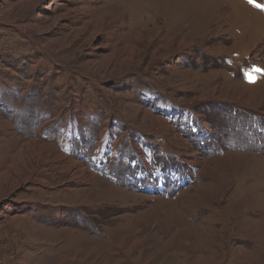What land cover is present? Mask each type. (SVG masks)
<instances>
[{
    "label": "rangeland",
    "instance_id": "obj_1",
    "mask_svg": "<svg viewBox=\"0 0 264 264\" xmlns=\"http://www.w3.org/2000/svg\"><path fill=\"white\" fill-rule=\"evenodd\" d=\"M163 1L0 0V264H264V0Z\"/></svg>",
    "mask_w": 264,
    "mask_h": 264
},
{
    "label": "bare ground",
    "instance_id": "obj_2",
    "mask_svg": "<svg viewBox=\"0 0 264 264\" xmlns=\"http://www.w3.org/2000/svg\"><path fill=\"white\" fill-rule=\"evenodd\" d=\"M125 1H126V0H125ZM139 1H140V0H139ZM152 1H153V0H152ZM156 1H157V0H156ZM164 1H165V0H164ZM164 1H163V2H164ZM166 1H167V0H166ZM169 2H170V1H169ZM129 3H130V2H129ZM131 3H133V4L135 3V4H136V2H131ZM137 3H138V2H137ZM166 3H167V2H166ZM166 3H165V4H166ZM138 4H139V3H138ZM149 4H150V3H149ZM165 4H164V5H165ZM168 4H169V3H168ZM116 5H117V4H116ZM116 5H115V7H116ZM130 5H131V4H130ZM130 5H129V6H130ZM140 5H142V4H140ZM140 5H139V6H140ZM144 5H145V4H144ZM150 5H152V3H151ZM160 5H161V4H160ZM133 7H134V6H133ZM140 7H141V6H140ZM140 7H139V9H140ZM125 8H126V7H125ZM131 8H132V7H131ZM134 8H135V7H134ZM143 8H144V7H143ZM147 8H148V7H147ZM150 8H151V7H150ZM160 8H161V7H160ZM117 9H118V8H117ZM122 9H123V8H122ZM148 9H149V8H148ZM163 9H164V8H163ZM123 10H124V9H123ZM137 10H138V9H137ZM152 10H153V9H152ZM158 10H159V8H158ZM121 11H122V10H121ZM153 11H154V10H153ZM125 13H126V12H125ZM162 16H163V15H162ZM113 19H114V18H113ZM36 141H37V140H36ZM45 147H46V146H45ZM21 152H22V151H21ZM23 154H24V153H23ZM23 154H22V155H23ZM19 155H20V154H19ZM26 156H27V155H26ZM9 163H10V162H9ZM13 168H14V167H13ZM8 171H9V170H7L6 172H8ZM4 173H5V172H4ZM5 174H6V173H5ZM20 177H21V176H20ZM3 179H4V178H3ZM5 180H6V179H5ZM3 181H4V180H3ZM1 182H2V181H1ZM4 182H5V181H4ZM2 184H3V183H2ZM2 184H1V185H2ZM9 184H10V183H9ZM5 186H6V185H5ZM8 188H9V187H8ZM32 189H33V188H32ZM36 191H37V190H36ZM5 192H6V191H5ZM3 193H4V192H3ZM35 193H36V192H35ZM2 195H3V194H2ZM97 195H98V194H97ZM99 196H100V194H99ZM55 199H56V198H55ZM118 263H119V262H118Z\"/></svg>",
    "mask_w": 264,
    "mask_h": 264
},
{
    "label": "crops",
    "instance_id": "obj_3",
    "mask_svg": "<svg viewBox=\"0 0 264 264\" xmlns=\"http://www.w3.org/2000/svg\"><path fill=\"white\" fill-rule=\"evenodd\" d=\"M118 143V142H117Z\"/></svg>",
    "mask_w": 264,
    "mask_h": 264
}]
</instances>
